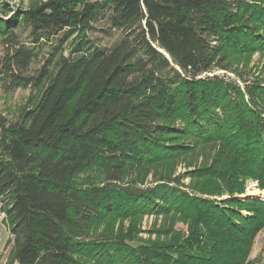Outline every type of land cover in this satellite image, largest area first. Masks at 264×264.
Wrapping results in <instances>:
<instances>
[{
    "label": "trees",
    "instance_id": "obj_1",
    "mask_svg": "<svg viewBox=\"0 0 264 264\" xmlns=\"http://www.w3.org/2000/svg\"><path fill=\"white\" fill-rule=\"evenodd\" d=\"M0 37V87L36 92L16 121L0 115V264L250 263L264 200L236 196L242 179L264 189V80L210 73L264 50V0H47L0 18ZM182 137L221 150L199 166ZM163 160L191 184L162 170L146 185ZM87 168L104 181L73 183ZM114 214H176L190 233L140 249L89 236Z\"/></svg>",
    "mask_w": 264,
    "mask_h": 264
},
{
    "label": "rangeland",
    "instance_id": "obj_2",
    "mask_svg": "<svg viewBox=\"0 0 264 264\" xmlns=\"http://www.w3.org/2000/svg\"><path fill=\"white\" fill-rule=\"evenodd\" d=\"M47 0H0V18L10 21L12 16L15 15L20 9H27L34 7ZM4 3L6 5H4ZM20 40L27 43L29 41L27 32L20 35ZM6 53V45L4 39L0 37V63L3 56ZM43 58V55H41ZM229 65L234 72H227L224 70H215L212 74H218L226 77V79L233 80L240 85H243L241 80L238 78V71H242L243 74H255L264 80V50L256 51L247 54H233L231 53L228 57ZM40 63L36 62L34 68H38ZM236 71V72H235ZM253 77L251 76V80ZM36 94L28 89H17L10 93H5L0 87V115L4 116L7 122L16 121L20 118L23 109L27 107L32 101V97ZM181 141H187L189 144H196L192 152L198 165H202L206 162L211 163L213 157L218 154L220 144H209L195 143L190 137H182ZM190 140V141H189ZM211 158V159H210ZM184 161H169L163 160L158 163L149 165L142 171L141 178L145 180L146 185L153 183L155 174L165 170L173 177H179L182 179L184 184H191V179L184 178L183 175L188 172V168ZM199 165V166H200ZM187 171V172H186ZM73 179V183L78 186H86L89 184H99L104 181V173L99 168L83 169L78 172ZM184 178V179H183ZM244 182V193L236 196L242 200L246 199H259L262 196L250 195L251 190L257 188L260 192H264L258 188V181L251 178L242 179ZM156 183H153V185ZM263 198V197H262ZM264 199V198H263ZM260 200V199H259ZM244 214L247 212L244 211ZM0 227L7 228L5 221V214L0 213ZM176 233H180L181 237H187L190 233L189 223L182 220L178 215L171 214L170 216H137L130 217L129 215L114 214L106 219L98 222H94L90 225L89 236L109 238H121L124 243L132 246L133 248H142L149 243H167L169 241L168 236H175ZM254 246L249 255V264H264V229L257 235ZM113 244V243H112ZM8 253V252H7ZM86 264H94L89 259H83ZM126 261V260H125ZM125 261L121 260L119 264H126ZM112 264V263H110Z\"/></svg>",
    "mask_w": 264,
    "mask_h": 264
},
{
    "label": "crops",
    "instance_id": "obj_3",
    "mask_svg": "<svg viewBox=\"0 0 264 264\" xmlns=\"http://www.w3.org/2000/svg\"><path fill=\"white\" fill-rule=\"evenodd\" d=\"M258 236H256L255 238V241ZM10 238V232L9 230H7V228H1L0 227V253H3L4 252V258H3V261L2 262H5L6 260V257H7V251H5V245H6V242L7 240ZM255 241H254V244H255ZM254 246V245H253ZM14 264H19L18 262H15Z\"/></svg>",
    "mask_w": 264,
    "mask_h": 264
},
{
    "label": "bare ground",
    "instance_id": "obj_4",
    "mask_svg": "<svg viewBox=\"0 0 264 264\" xmlns=\"http://www.w3.org/2000/svg\"><path fill=\"white\" fill-rule=\"evenodd\" d=\"M250 195L252 196H262L264 198V192H260L257 188L254 187L253 190H251Z\"/></svg>",
    "mask_w": 264,
    "mask_h": 264
},
{
    "label": "water",
    "instance_id": "obj_5",
    "mask_svg": "<svg viewBox=\"0 0 264 264\" xmlns=\"http://www.w3.org/2000/svg\"><path fill=\"white\" fill-rule=\"evenodd\" d=\"M260 200H264L262 197L261 198H259Z\"/></svg>",
    "mask_w": 264,
    "mask_h": 264
}]
</instances>
